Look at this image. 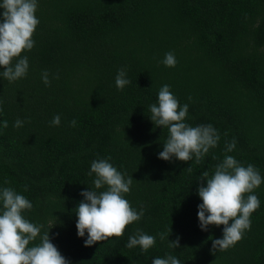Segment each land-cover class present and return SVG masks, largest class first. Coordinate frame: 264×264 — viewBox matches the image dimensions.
I'll use <instances>...</instances> for the list:
<instances>
[{"label":"trees","instance_id":"trees-1","mask_svg":"<svg viewBox=\"0 0 264 264\" xmlns=\"http://www.w3.org/2000/svg\"><path fill=\"white\" fill-rule=\"evenodd\" d=\"M37 5L34 47L13 60L28 58L26 76L10 82L0 74V188L11 187L32 203L22 215L43 226L41 235L49 231L69 264H152L168 255L181 264H264V182L252 193L260 207L250 229L227 250L212 249L224 226L202 231L197 215L202 174L212 176L226 155L254 165L264 178V0ZM168 52L175 54V67L162 63ZM120 69L131 81L122 90L115 84ZM164 85L181 107L188 105L185 123L211 124L220 136L199 162L159 158L169 133L151 121L149 106L158 103ZM56 115L59 126L51 124ZM17 119L22 127H14ZM233 139L236 148L226 152ZM109 158L132 176L124 198L144 214L123 236L85 247L76 208L81 192L94 189L91 163ZM137 229L156 238L146 252L126 247ZM178 236L180 247L170 248ZM32 243H40L39 236Z\"/></svg>","mask_w":264,"mask_h":264},{"label":"clouds","instance_id":"clouds-1","mask_svg":"<svg viewBox=\"0 0 264 264\" xmlns=\"http://www.w3.org/2000/svg\"><path fill=\"white\" fill-rule=\"evenodd\" d=\"M37 7V0H0V9H3L0 13V67L4 69L0 74L10 82L27 74L28 58H19L15 64L13 60L20 57L23 51H30L34 47L32 36L39 24ZM162 63L167 67H175V54L166 53ZM126 76L124 69L118 71L115 78L118 89L122 90L131 83ZM42 80L45 85L50 84L47 71L42 74ZM149 110L151 121L156 126L166 127L169 133L163 151L159 153L160 159L169 161L175 157L188 162L195 157L199 162L210 148L217 146L220 136L211 124L193 127L185 123L188 105L181 107L168 85L161 87L158 103L150 105ZM60 119L56 115L51 124L59 126ZM23 123L17 119L14 127H22ZM71 124L75 126L76 121L73 120ZM3 127H8L7 121L3 122ZM235 148V139L226 142V152H232ZM109 160L98 159L91 163L88 175L95 174L94 189L81 192L84 199L76 208L77 235L84 237L87 232L85 247L107 241L111 237L123 236L126 226L139 221L144 214L142 207L137 211L124 198V194L131 190L132 176L126 178ZM187 170L190 172L191 167ZM202 176L201 181L206 180V186L201 184L198 188L202 200L197 213L199 226L202 231H207L209 225H223L222 238L212 240V249L213 252L227 250L242 239L245 230L250 229V216L260 207L259 198L252 193L264 182V178L254 165L244 166L231 155L225 156L212 176L209 177L207 171ZM99 189L105 190L97 191ZM24 190H28L27 186ZM0 203V264H69L51 242L49 231L41 235L43 226L30 222L22 215L25 210L33 207L24 195L18 194L11 187L0 188ZM38 236L40 243L33 244ZM159 236L161 240L169 239L167 233H160ZM179 241L178 236L176 240L170 241L169 247L179 248ZM155 242L154 236L137 229L128 238L126 247L132 249L139 246L146 252ZM152 264L181 262L177 257L168 255L166 258H154Z\"/></svg>","mask_w":264,"mask_h":264}]
</instances>
